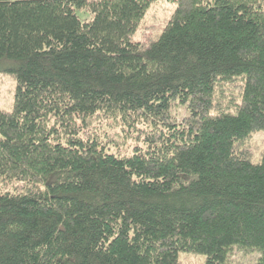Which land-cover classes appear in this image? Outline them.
<instances>
[{
	"label": "trees",
	"instance_id": "1",
	"mask_svg": "<svg viewBox=\"0 0 264 264\" xmlns=\"http://www.w3.org/2000/svg\"><path fill=\"white\" fill-rule=\"evenodd\" d=\"M0 65V264H264V0H0Z\"/></svg>",
	"mask_w": 264,
	"mask_h": 264
},
{
	"label": "rangeland",
	"instance_id": "2",
	"mask_svg": "<svg viewBox=\"0 0 264 264\" xmlns=\"http://www.w3.org/2000/svg\"><path fill=\"white\" fill-rule=\"evenodd\" d=\"M175 10V4L161 1L154 5L148 10L144 20L137 29L134 40L141 43H151L156 41L167 21L171 18ZM79 16L82 19H87L90 15L84 11H78ZM2 66L0 65V70ZM16 90V82L11 77L10 74L5 72H0V110L11 111L14 104V96ZM176 112L184 114V110L179 108L175 109ZM254 145V162H259L261 155L259 154L262 146V138L256 133L252 138ZM205 258L203 256H193L189 254H181L180 260L185 264H203L205 263ZM246 264H251V262H246Z\"/></svg>",
	"mask_w": 264,
	"mask_h": 264
}]
</instances>
